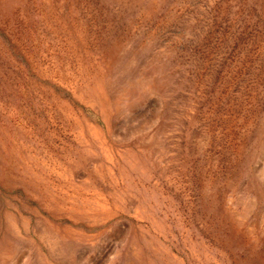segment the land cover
Segmentation results:
<instances>
[{
  "label": "rangeland",
  "instance_id": "1",
  "mask_svg": "<svg viewBox=\"0 0 264 264\" xmlns=\"http://www.w3.org/2000/svg\"><path fill=\"white\" fill-rule=\"evenodd\" d=\"M0 264H264V0H0Z\"/></svg>",
  "mask_w": 264,
  "mask_h": 264
}]
</instances>
